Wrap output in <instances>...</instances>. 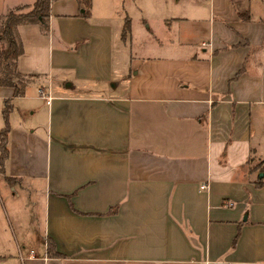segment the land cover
I'll list each match as a JSON object with an SVG mask.
<instances>
[{
    "label": "crops",
    "instance_id": "0c3cea01",
    "mask_svg": "<svg viewBox=\"0 0 264 264\" xmlns=\"http://www.w3.org/2000/svg\"><path fill=\"white\" fill-rule=\"evenodd\" d=\"M205 7L135 47L91 0L17 26L0 178L25 212L21 264H264V0Z\"/></svg>",
    "mask_w": 264,
    "mask_h": 264
},
{
    "label": "rangeland",
    "instance_id": "374dc122",
    "mask_svg": "<svg viewBox=\"0 0 264 264\" xmlns=\"http://www.w3.org/2000/svg\"><path fill=\"white\" fill-rule=\"evenodd\" d=\"M205 2L206 0H91L90 11L92 14H98V18L108 16L115 26L122 25L124 18L129 19L132 34H127L125 41L126 44L129 41L132 42L135 47L139 43L150 44L156 40L157 33L158 38L161 36L159 38L161 42L170 38L169 32L166 35L163 33L165 30L160 19L162 13L169 16L184 14L191 5H199L202 14L206 9ZM24 11H26L25 8L21 10V12ZM92 18L95 17L92 16ZM249 63L246 65L247 70L254 71L253 65ZM3 125L4 120L0 109V128ZM2 181L0 178V264H21V256L25 251L22 246L25 241L22 239V230L16 225L15 215L23 219L25 212L21 207V199L14 201L11 205L9 197L13 185L4 188Z\"/></svg>",
    "mask_w": 264,
    "mask_h": 264
},
{
    "label": "trees",
    "instance_id": "16d2710c",
    "mask_svg": "<svg viewBox=\"0 0 264 264\" xmlns=\"http://www.w3.org/2000/svg\"><path fill=\"white\" fill-rule=\"evenodd\" d=\"M52 0H34L29 7L21 6L10 10L5 16L0 17V86L12 87L14 94H21L27 76L22 75L17 70V60L22 53L21 41L18 37L17 26L19 24L38 23L46 27L49 14V3ZM79 8L83 11L82 16H86L90 5V0H76ZM25 8L26 11L21 12ZM129 19L124 18L122 34L128 32ZM10 103L4 102L2 116L4 125L0 128V169H3L8 158V134H9V113ZM9 180V179H8ZM47 254L56 256L52 242H46Z\"/></svg>",
    "mask_w": 264,
    "mask_h": 264
},
{
    "label": "built area",
    "instance_id": "2783aa9c",
    "mask_svg": "<svg viewBox=\"0 0 264 264\" xmlns=\"http://www.w3.org/2000/svg\"><path fill=\"white\" fill-rule=\"evenodd\" d=\"M37 94L41 99H44L46 103H48V101L50 100V96L48 95L47 90L42 86H39L37 88ZM200 187L202 188L203 186L201 185ZM29 256L33 257L32 251L29 253Z\"/></svg>",
    "mask_w": 264,
    "mask_h": 264
}]
</instances>
